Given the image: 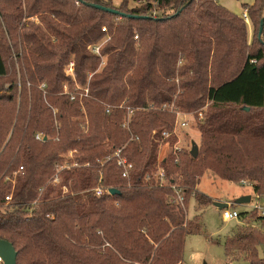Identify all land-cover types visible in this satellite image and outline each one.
Instances as JSON below:
<instances>
[{"label":"trees","instance_id":"trees-1","mask_svg":"<svg viewBox=\"0 0 264 264\" xmlns=\"http://www.w3.org/2000/svg\"><path fill=\"white\" fill-rule=\"evenodd\" d=\"M245 9L250 42L244 18L220 0H0V78L9 74L6 50L32 92L29 99L21 90L20 110L33 106L0 152V238L13 243L18 264H183L186 237L202 231L212 203L198 189L206 170L264 194V0ZM104 38L94 53L90 47ZM72 54L88 94L65 72ZM66 82L73 92L64 91ZM206 103L197 154L183 148L158 163L160 143L177 140L178 113ZM122 147L134 166L129 179L115 158L103 164ZM69 151L88 165L55 182ZM160 168L166 183L155 176ZM14 174L15 184L5 179ZM98 186L120 193L96 196ZM181 191L186 202L194 195L191 219L177 202ZM247 217L264 225L256 209L240 212ZM263 246L264 232L250 224L225 242L228 260L247 264L264 263Z\"/></svg>","mask_w":264,"mask_h":264},{"label":"rangeland","instance_id":"rangeland-1","mask_svg":"<svg viewBox=\"0 0 264 264\" xmlns=\"http://www.w3.org/2000/svg\"><path fill=\"white\" fill-rule=\"evenodd\" d=\"M146 0H130V5L135 6L139 5ZM221 1V0H220ZM230 3V7H227L229 10L234 12L235 14L241 16L244 12L245 6L252 5L255 0H225ZM114 4L119 5L122 0H113ZM221 3V2H220ZM27 22H31L35 25H42L41 19L38 17H29L26 19ZM252 22L248 24V30H252ZM258 26L255 27V29ZM264 33V32H263ZM1 34V33H0ZM254 33L252 32V40H253ZM4 42V41H3ZM107 42V39L104 38L98 44L99 46H103ZM256 48V47H255ZM4 55L7 61L9 74L4 77L0 78V152L4 149L7 142L9 141L14 126L19 119L22 117L25 119L26 114H31L32 111V104L27 105L25 109L20 110L19 100H21L20 92L23 89H26L27 96L29 99L31 96V89L30 86L22 85L20 83L21 79V71H20V64L18 61V57L11 54L10 52L3 50ZM73 54L70 60L73 59ZM105 64V57L103 58V65L100 66V71L102 70ZM67 66V65H66ZM65 66V69H66ZM66 72V70H65ZM70 76V75H69ZM91 76V74H90ZM73 79L76 81L75 76H72ZM17 89L10 90L9 87L16 84ZM77 90H83L84 87L80 86L76 81ZM45 85L43 83L40 84V88H44ZM81 88V89H80ZM64 91L69 92V85L66 82L64 84ZM73 92V91H70ZM44 93H46L44 91ZM79 96L78 92H74ZM7 96H13V99H9ZM83 94H80V98ZM45 105V104H44ZM174 106H172L173 109ZM83 112L86 114L85 108H82ZM208 104L206 103L203 108H200L198 111L194 112H185L181 110L178 113L177 120L174 126V133L176 135V142L171 144L169 142H161L158 148V163L162 161V159L168 157L171 154H176L181 149H185L187 151H192L194 146L196 145L198 148L200 146V130H199V119L202 118V114L200 111L207 110ZM34 115H37V111H34ZM48 116V113L45 114ZM132 113L129 111L125 115V119L127 122L130 121ZM199 115V117H198ZM56 117H54L55 120ZM79 119L86 120L88 126V118L85 116V119L81 116ZM182 123H186V126H183ZM57 127L59 124L55 121ZM88 130V128H86ZM3 134H5L3 136ZM40 136L45 137L44 133H41V129H38V133ZM36 134V135H37ZM3 136V137H2ZM65 159L70 156V153L65 154ZM68 156V157H67ZM155 174L157 177L158 172ZM179 172L176 173L175 178H178ZM10 176V175H9ZM10 176L5 178L6 180H12L15 184V177ZM180 181V178H178ZM168 180L165 181V183ZM52 184H54L52 182ZM198 189L212 198V203L207 205L202 212V222L203 228L200 233L190 234L186 237L185 241V249H184V259L183 264H247L246 261L243 259H236L233 261H229L226 255L225 250V242L226 240L231 237L237 229L240 227H245L247 224L252 226V229L260 230L264 232V225L253 220H250L249 217L242 219H231L225 220L223 218V209L219 208L215 205V202H228L231 204L230 209H236L239 212H246L252 211L256 209L258 211V215L260 213L261 208H264V194L258 195L253 191V187L248 184L247 182H232L225 179L218 177L214 172L211 170H206L203 176L200 179L198 184ZM182 193V191H181ZM251 196V200L249 202H240L236 203L237 200L242 198L243 196ZM183 196V193H182ZM177 202L180 203L181 207L185 210L187 214V219H191L195 214V199L194 195L190 198L189 201H183L181 203L180 198L178 196ZM260 257L264 258V251L260 250ZM264 264V263H263Z\"/></svg>","mask_w":264,"mask_h":264},{"label":"built area","instance_id":"built-area-1","mask_svg":"<svg viewBox=\"0 0 264 264\" xmlns=\"http://www.w3.org/2000/svg\"><path fill=\"white\" fill-rule=\"evenodd\" d=\"M241 16L244 18V20L246 21L247 24L251 23V17H250V14H249L247 9H244V12L242 13ZM103 30H106V27H103ZM136 38H138V36H136ZM106 39L108 40V38H106ZM90 49L94 53L100 54L101 46H99V44H98L95 46H91ZM66 73L68 75L75 76V61L74 60H70L69 63L67 64ZM84 89L86 91V94H88V91H89L88 87H84ZM75 97H76V95L73 94L72 99H74ZM129 111L132 113V111L130 109H129ZM182 125L186 126V123H182ZM124 127L130 129L129 128V122H126L124 124ZM37 138L42 139L44 137L40 136V134H37ZM124 147L117 149L115 154H113L111 157H108L107 159H105L103 161V164L106 163L109 159L115 158L117 165L121 168L122 176L124 178L129 179L130 175H131V171H132L134 166H133V163L129 161L127 156L124 155V153H123ZM69 153H70V156L69 157L67 156L68 158H66L63 163H61L60 165H57V173L55 174V182L59 181V175L58 174L60 172L66 170V169H71V168H76V167L88 165V163H86V162L82 163V162L78 161L77 156L75 154V151H69ZM159 170L160 171L158 172V177L162 182L165 183V181L167 180L166 176H165V170L163 168H160ZM92 191L96 196H101L105 192L110 193V190L108 188H104L101 186H98L96 188H92ZM11 197H12V195H8L6 197V200H10ZM179 198H180V201L182 203L184 197L182 195H179ZM230 207H231V205L229 207L223 209V218L225 220H231V219H237V218L239 219L240 218V212L236 209L231 210ZM260 213L262 215H264V208H261ZM0 264H4L1 257H0Z\"/></svg>","mask_w":264,"mask_h":264},{"label":"water","instance_id":"water-1","mask_svg":"<svg viewBox=\"0 0 264 264\" xmlns=\"http://www.w3.org/2000/svg\"><path fill=\"white\" fill-rule=\"evenodd\" d=\"M93 7H96L98 9H102L114 14H119V11L115 8H109L105 7L99 4H92ZM264 32V16L261 19L260 23V29H259V39L262 41V35ZM192 152L194 155L197 154L198 152V147L195 145L194 148L192 149ZM110 193L115 194V193H120L118 189H110ZM251 200V196H243L239 200L236 201V203L240 202H249ZM215 205L218 206L221 209H225L229 207L231 204L228 202H215ZM262 250L264 251V246L262 247ZM0 257L3 260L4 264H18V251L16 250L15 246L13 243L9 242L8 240L0 238Z\"/></svg>","mask_w":264,"mask_h":264},{"label":"crops","instance_id":"crops-1","mask_svg":"<svg viewBox=\"0 0 264 264\" xmlns=\"http://www.w3.org/2000/svg\"><path fill=\"white\" fill-rule=\"evenodd\" d=\"M220 2L225 7H230V3L228 1L221 0ZM251 25H252L251 29H253L252 32L254 33V26H253V24H251ZM252 32H251V30H248L249 42L252 40Z\"/></svg>","mask_w":264,"mask_h":264}]
</instances>
